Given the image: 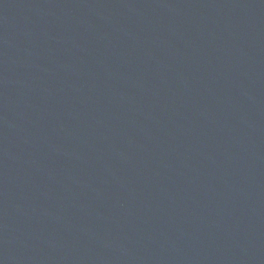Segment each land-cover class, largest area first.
I'll return each instance as SVG.
<instances>
[{
  "label": "water",
  "instance_id": "water-1",
  "mask_svg": "<svg viewBox=\"0 0 264 264\" xmlns=\"http://www.w3.org/2000/svg\"><path fill=\"white\" fill-rule=\"evenodd\" d=\"M0 264H264V0H0Z\"/></svg>",
  "mask_w": 264,
  "mask_h": 264
}]
</instances>
